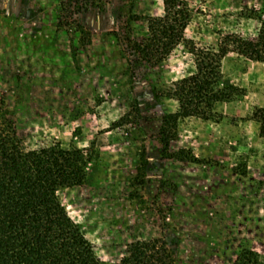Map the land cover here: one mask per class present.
Here are the masks:
<instances>
[{"label": "rangeland", "instance_id": "rangeland-1", "mask_svg": "<svg viewBox=\"0 0 264 264\" xmlns=\"http://www.w3.org/2000/svg\"><path fill=\"white\" fill-rule=\"evenodd\" d=\"M183 39L150 67L132 48L163 0H0V113L25 151L60 143L85 151L86 181L58 199L104 264L158 240L175 264L264 263V0H184ZM220 58L212 117L180 119L167 96ZM204 62H207L205 60ZM191 150L201 163L180 162ZM144 165V166H143Z\"/></svg>", "mask_w": 264, "mask_h": 264}, {"label": "trees", "instance_id": "trees-1", "mask_svg": "<svg viewBox=\"0 0 264 264\" xmlns=\"http://www.w3.org/2000/svg\"><path fill=\"white\" fill-rule=\"evenodd\" d=\"M163 3L164 15L147 19V34L132 45L150 67L165 60L183 39L188 25L184 0ZM260 40L262 50L249 43L242 55L264 63V24ZM219 66L220 58L202 57L196 62L195 74L172 84L167 96L178 103L179 110L164 117L163 134L167 125L176 129L180 119H211L212 107L227 90L235 89L232 85L219 88ZM254 117L264 137V109H258ZM173 155L180 162L201 163L191 150L181 149ZM85 159V151L60 143L25 151L13 124L0 113V264H104L57 196L61 189L85 183ZM116 264H175V258L165 244L149 240L137 243L133 257ZM236 264L264 263L255 252L245 251L237 256Z\"/></svg>", "mask_w": 264, "mask_h": 264}]
</instances>
